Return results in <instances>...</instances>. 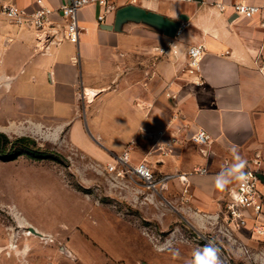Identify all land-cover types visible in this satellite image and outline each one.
Listing matches in <instances>:
<instances>
[{
  "label": "crops",
  "instance_id": "0c3cea01",
  "mask_svg": "<svg viewBox=\"0 0 264 264\" xmlns=\"http://www.w3.org/2000/svg\"><path fill=\"white\" fill-rule=\"evenodd\" d=\"M0 1L30 11L40 7L38 0ZM68 1L42 0L53 10L56 37L0 12V95L6 94L10 105L68 122L82 147L105 154L88 145L84 123L89 121L109 154L129 148L138 162L146 160L160 173H185L193 195L209 202L230 198L237 180L220 190L215 177L239 155L247 161L245 169L261 171L264 194V0L94 3L78 12L77 44L60 39L66 33L60 7ZM239 1L263 10L251 18L238 16L232 5ZM217 2L226 9L219 10ZM130 3L171 20L186 18L174 37L143 19L117 22L118 7ZM196 44L204 45L205 53L200 72L190 74L188 49ZM202 129L211 135L209 143L192 140ZM172 137L173 151L162 153L157 145ZM200 168L207 171H195ZM254 222L248 219L251 229Z\"/></svg>",
  "mask_w": 264,
  "mask_h": 264
},
{
  "label": "rangeland",
  "instance_id": "374dc122",
  "mask_svg": "<svg viewBox=\"0 0 264 264\" xmlns=\"http://www.w3.org/2000/svg\"><path fill=\"white\" fill-rule=\"evenodd\" d=\"M23 110L0 95V264H192L209 242L219 264H264V236L229 219L226 202L176 177L155 192L110 169L116 157L89 121L88 145L105 154L82 147L68 122Z\"/></svg>",
  "mask_w": 264,
  "mask_h": 264
},
{
  "label": "built area",
  "instance_id": "2783aa9c",
  "mask_svg": "<svg viewBox=\"0 0 264 264\" xmlns=\"http://www.w3.org/2000/svg\"><path fill=\"white\" fill-rule=\"evenodd\" d=\"M116 0H69L60 7V12L65 20L64 28L66 33L60 39H67L75 44L80 40V25L78 19L79 10L90 4H100L108 7ZM40 7L35 10H28L15 3H4L0 1V12L4 13L8 18L18 24L35 27L39 31L49 29L56 37L54 31L56 22L51 18L53 10L42 4V0H38ZM216 7L223 11L226 9V4L217 2ZM236 15L245 17H254L262 12V7L246 1H239L232 5ZM104 15H100L102 20ZM177 52V50H175ZM205 53V47L202 44H196L188 49V63L186 66L187 72L196 74L201 70V62ZM162 136L164 133L162 132ZM176 139L172 137L170 142L159 143L158 149L164 154H169L173 151L172 142ZM192 140L198 144H206L211 140V135L205 130H199L192 136ZM116 163L111 164L110 169L117 171L119 175L132 172L141 179L145 187L159 192L167 187L168 182L175 177H178L183 183H188V178L185 173H158L148 161L141 160L133 162L130 154V149H126L121 155H116ZM196 172L205 173L206 168L195 169ZM244 172L248 175L246 182L237 181L236 186L230 191V198L225 203V215L241 227L245 226L248 219L252 217L255 222L252 230L258 234H264V194L260 190L262 181L261 172L258 169L247 168ZM247 226V225H246Z\"/></svg>",
  "mask_w": 264,
  "mask_h": 264
},
{
  "label": "clouds",
  "instance_id": "9594fccd",
  "mask_svg": "<svg viewBox=\"0 0 264 264\" xmlns=\"http://www.w3.org/2000/svg\"><path fill=\"white\" fill-rule=\"evenodd\" d=\"M233 153L236 152V148L231 149ZM234 163H232L227 169L222 170L215 177V187L223 190L225 186L231 183L233 180L246 182L248 175L244 172L247 161L239 155H235ZM192 264H219V257L217 249L212 245L211 242L205 245L202 250H197L194 253V260Z\"/></svg>",
  "mask_w": 264,
  "mask_h": 264
},
{
  "label": "water",
  "instance_id": "95a60500",
  "mask_svg": "<svg viewBox=\"0 0 264 264\" xmlns=\"http://www.w3.org/2000/svg\"><path fill=\"white\" fill-rule=\"evenodd\" d=\"M124 17L143 19L144 21L165 27L166 29L165 33L172 37H174L178 32L181 25V19L186 18L184 17V15H181L180 19L171 20L160 13L143 8L133 3L118 7L116 12L117 22H119ZM102 27L105 29H112V26L108 24H102ZM261 178H262V174H261ZM32 230L38 233L36 229L32 228Z\"/></svg>",
  "mask_w": 264,
  "mask_h": 264
},
{
  "label": "trees",
  "instance_id": "16d2710c",
  "mask_svg": "<svg viewBox=\"0 0 264 264\" xmlns=\"http://www.w3.org/2000/svg\"><path fill=\"white\" fill-rule=\"evenodd\" d=\"M24 138H20L19 140H23ZM8 141V136L4 132H0V149L4 151L5 142ZM12 147L16 144V141L11 142Z\"/></svg>",
  "mask_w": 264,
  "mask_h": 264
},
{
  "label": "bare ground",
  "instance_id": "6f19581e",
  "mask_svg": "<svg viewBox=\"0 0 264 264\" xmlns=\"http://www.w3.org/2000/svg\"><path fill=\"white\" fill-rule=\"evenodd\" d=\"M89 90V89H88ZM94 92L93 91H89V94L92 95Z\"/></svg>",
  "mask_w": 264,
  "mask_h": 264
}]
</instances>
